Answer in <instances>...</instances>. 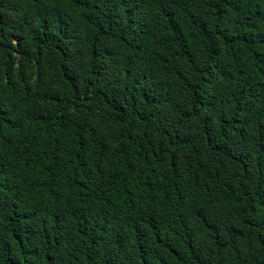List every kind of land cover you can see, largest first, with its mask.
I'll return each mask as SVG.
<instances>
[{"label":"trees","instance_id":"trees-1","mask_svg":"<svg viewBox=\"0 0 264 264\" xmlns=\"http://www.w3.org/2000/svg\"><path fill=\"white\" fill-rule=\"evenodd\" d=\"M0 264H264V0H0Z\"/></svg>","mask_w":264,"mask_h":264}]
</instances>
